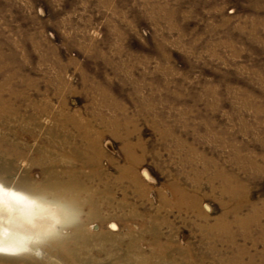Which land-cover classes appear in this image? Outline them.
Wrapping results in <instances>:
<instances>
[{"label": "rangeland", "instance_id": "1", "mask_svg": "<svg viewBox=\"0 0 264 264\" xmlns=\"http://www.w3.org/2000/svg\"><path fill=\"white\" fill-rule=\"evenodd\" d=\"M0 100L13 103L0 127V181L10 188L46 181L49 143L83 148L76 120L63 115H76L94 138L103 131V155L87 149L74 164L87 179L81 200L99 197L105 181L109 200L129 205L76 215L90 251L72 264H183L187 249L206 257L195 264L215 256L224 264L243 245L264 264L255 256L264 242L254 247L236 232V245L226 242L232 232L212 239L203 215L212 225L237 203L224 191L225 172L237 178L235 197L264 201V0H0ZM123 129L133 148L115 132ZM56 157L57 169L73 166ZM184 192L199 208L179 202ZM154 220L163 240L172 238L175 263L147 233Z\"/></svg>", "mask_w": 264, "mask_h": 264}, {"label": "bare ground", "instance_id": "2", "mask_svg": "<svg viewBox=\"0 0 264 264\" xmlns=\"http://www.w3.org/2000/svg\"><path fill=\"white\" fill-rule=\"evenodd\" d=\"M12 106L13 103L0 100V127L5 125L6 122L8 124L10 123L13 115ZM2 112H6L7 114L3 115ZM68 118L70 121L76 120L73 122L75 126L77 125L76 128L79 129V135L82 136L81 140L83 148H81V150L77 147L72 148L73 144L70 139L62 142L63 147L55 146L54 142L49 143L44 160L46 161V164L49 165L46 166V181L42 185L31 186L21 183L17 188H10L7 184L0 181L6 192H15L22 197L19 201H14L8 196H5L3 210L0 211V232L4 234L3 246L6 249H10V251L3 252L6 255L3 259L4 261H0V264H57L54 262L55 259L57 261L61 260L65 264H72L75 261L84 259L85 257L83 258L82 254L84 252L85 254L87 253L89 247V245L87 247V243L90 241V236L83 232L80 226L71 222L76 219V215L79 212H82L83 209L88 210L87 219L89 220L91 219L89 215L90 211H93L91 215L94 216L93 214H95L94 211L96 207L98 208L99 206L101 208L103 205H105V208L109 206L115 207L118 204L112 203V199L109 200L108 196L112 195L111 191H109L111 185L105 181L101 182L98 186L96 193H98L99 197L97 194L94 195L91 193V196L86 202H82L81 195L83 193H88L87 184L84 182L87 179L80 176V170L74 164L77 163L78 160H81L80 154H89L88 152H85L87 149H92L97 158H100L103 155L99 148L102 139V134H100V132L103 131H99V135L96 136L97 138H94L92 137L93 134L91 133V128H89L88 125L83 124L76 115L67 113L60 118V121ZM103 121L109 126V122H107L109 120L104 119ZM124 123L127 124V120L124 119ZM88 124L90 125L91 122ZM19 130H17V133L23 134V132H20ZM115 132L116 134L122 132L121 135L124 137L123 139L126 142L125 145L129 149L133 148L130 141L131 133L129 131L123 129L122 131L115 130ZM68 147H70L69 150ZM57 152L70 158L72 160L70 162L73 163V166L68 169L66 168L65 170L57 169L59 162L56 157ZM255 161L256 160L252 159L250 163H255ZM132 164L135 163L133 162ZM254 165L255 164H252L253 168H260ZM131 172V170H123L121 177H124L127 173H129L130 176ZM224 174V191L229 194L234 193L232 196L234 201L237 200V203L234 207L229 204L223 217L218 219L212 225L208 222L209 215L203 214L207 219V229H205L208 232L209 237L217 241H219L225 233L232 232V236L226 242L234 245H236L237 242V240H235L236 234L234 233H242L245 236L243 238L251 241L255 247L259 243L264 242V225L262 224V221H264V201L257 204L252 203L246 193L235 197V194H238L239 188V184H236L237 178L232 177L228 172H225ZM137 181L138 180L135 178L136 184L138 183ZM185 196V192L180 196L179 202L181 204L185 202L188 203ZM100 197H106L107 200L100 199L99 201L98 198ZM119 203L120 204L116 206L119 209L124 208L125 205H129L128 200H123V202L121 201ZM188 204L191 208H199L200 201L193 199L191 202L189 201ZM248 205H250L248 211L243 215V211ZM66 211L67 213H65ZM64 215L67 216V222H64L62 219ZM130 215H136V213ZM156 223L157 222L155 221V223H152L153 225H149L150 228L147 229V233H151L153 236L155 235L154 239L159 243L160 248L158 252L162 259L171 260L172 263H175L176 260L173 259L172 254L168 251L169 246H173L172 238L169 237L167 241H164L163 234L157 227H161L160 225L162 223L160 225H155ZM234 227H237L235 231ZM256 230H259L258 235L256 238H253L252 232ZM211 232L212 234H210ZM147 233H145V236ZM137 240L138 239H132L128 246H134V244L137 243ZM29 246H31V249ZM36 249L41 250L42 258L35 255L33 250ZM210 249L213 250L214 246ZM233 249H235V252L232 254L229 253L230 256L228 257L225 256L224 264L255 263L254 260L256 257H253L252 253L250 254V251L246 246L243 245V247L239 248L236 246ZM89 251L90 250H88V253ZM215 252L216 251H211V254H215ZM11 254H13V256H7ZM263 255L264 251L255 256L260 257L262 260ZM181 257L183 264H195L198 263L200 258H206L205 256H194L189 249L184 250ZM216 257L217 256H215V264L223 263L216 260ZM0 259L2 258L0 257ZM87 263H91L90 257L87 260ZM142 263H144V261L141 262V264Z\"/></svg>", "mask_w": 264, "mask_h": 264}, {"label": "snow or ice", "instance_id": "3", "mask_svg": "<svg viewBox=\"0 0 264 264\" xmlns=\"http://www.w3.org/2000/svg\"><path fill=\"white\" fill-rule=\"evenodd\" d=\"M5 196H8L11 200L14 201H19L20 199H22V197L19 196V194L15 193V192H6L4 189V186L2 183H0V211L3 210V206L5 203ZM3 233L0 232V252H5V251H10V249H6L3 246ZM11 251H15V250H11Z\"/></svg>", "mask_w": 264, "mask_h": 264}]
</instances>
